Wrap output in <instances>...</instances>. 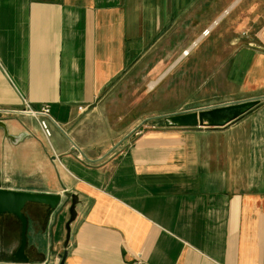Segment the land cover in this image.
I'll list each match as a JSON object with an SVG mask.
<instances>
[{
	"label": "crops",
	"instance_id": "1",
	"mask_svg": "<svg viewBox=\"0 0 264 264\" xmlns=\"http://www.w3.org/2000/svg\"><path fill=\"white\" fill-rule=\"evenodd\" d=\"M199 8V0H0V190L61 198L53 211L23 210L33 213L29 264H59L72 195L65 264H264V53L231 59L224 103H260L218 128L166 120L219 95L215 56L192 53L217 23L191 35L173 69L151 66L155 46ZM236 9L247 18L240 29L264 28V0ZM27 106H48L61 129L49 124L46 139ZM9 222L1 245L11 254L20 223Z\"/></svg>",
	"mask_w": 264,
	"mask_h": 264
},
{
	"label": "rangeland",
	"instance_id": "2",
	"mask_svg": "<svg viewBox=\"0 0 264 264\" xmlns=\"http://www.w3.org/2000/svg\"><path fill=\"white\" fill-rule=\"evenodd\" d=\"M199 1V12H196V10L193 9V12H190L187 16H185L182 30H170L169 35L151 51L153 59H157L155 61L152 60L151 66L153 70L155 69L158 71L173 69V62L182 56L185 50L191 47L193 42L190 40L191 35L196 33L199 38L206 32L205 29H207V27L217 23V26H215L212 30V36L203 39L198 47L192 51V53L197 52L196 54H200V56L213 55L216 58L214 70L217 72L216 74H218H215L218 79L215 85L217 92L220 93H218L219 95H217L212 103H210L211 105L208 106L216 107L225 104L224 102H227V70L229 72V69L233 66L231 59L234 56L241 55L247 51H251L252 53H264V28L256 27L249 30L244 27H242V29L239 28L240 24L246 23L247 21V18H245V16H240L241 14L238 12V9H236L240 0H214L215 13H212L211 11L212 0H210L209 5L207 3L208 0ZM234 1H236L237 4L234 8H230V5ZM208 7H210L209 14H207ZM226 11H228V14L224 16ZM197 27H199L198 31L196 29ZM161 56L164 58L167 57L168 61L162 63L159 62L160 59L157 57ZM201 65L207 64L202 63ZM180 67L181 66H179L178 69L181 70L182 68ZM189 67H186L184 71L188 70ZM188 83L184 84V89L190 87ZM159 91L160 88L158 89V92ZM30 208L31 207H27L25 210V214L27 216H31L33 214ZM34 213L38 214L37 211ZM6 244L7 243H4L5 248L7 246ZM18 246L19 240H17V248ZM40 258V256H34L33 260L37 261ZM15 262L17 261L15 260Z\"/></svg>",
	"mask_w": 264,
	"mask_h": 264
},
{
	"label": "water",
	"instance_id": "3",
	"mask_svg": "<svg viewBox=\"0 0 264 264\" xmlns=\"http://www.w3.org/2000/svg\"><path fill=\"white\" fill-rule=\"evenodd\" d=\"M259 104V100H249L236 103L223 104L216 107H207L199 110L169 116L166 118L172 125L183 128H218L234 122ZM0 128L4 124L0 122ZM59 196L47 194H35L30 192L0 190V216L8 215L15 217L20 223L19 246L13 254L17 262L0 264H29V258L25 254L27 247V218L23 212L28 204L48 206L53 211L60 204ZM78 198L71 196L69 207V220L65 225L66 237L64 252L60 256L59 264H65L67 247L70 239V224L76 218V206Z\"/></svg>",
	"mask_w": 264,
	"mask_h": 264
},
{
	"label": "built area",
	"instance_id": "4",
	"mask_svg": "<svg viewBox=\"0 0 264 264\" xmlns=\"http://www.w3.org/2000/svg\"><path fill=\"white\" fill-rule=\"evenodd\" d=\"M16 113V112H14ZM26 116L35 118L38 121L39 129L42 132L43 136L46 139L51 137V130L49 124H53L58 129H61L60 126L52 119L50 114V108L48 106H43L39 111L33 112L27 106V110L23 112ZM140 134V133H137Z\"/></svg>",
	"mask_w": 264,
	"mask_h": 264
},
{
	"label": "flooded vegetation",
	"instance_id": "5",
	"mask_svg": "<svg viewBox=\"0 0 264 264\" xmlns=\"http://www.w3.org/2000/svg\"><path fill=\"white\" fill-rule=\"evenodd\" d=\"M11 216L2 215L0 216V263H14L15 259L13 254L15 253H6L1 244L7 243L10 236V220ZM16 251V250H15Z\"/></svg>",
	"mask_w": 264,
	"mask_h": 264
}]
</instances>
